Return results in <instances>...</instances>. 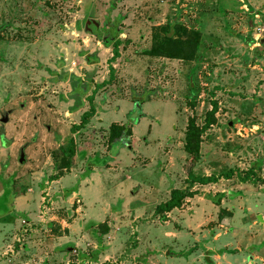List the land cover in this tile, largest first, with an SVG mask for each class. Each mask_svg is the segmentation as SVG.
Listing matches in <instances>:
<instances>
[{
    "label": "rangeland",
    "instance_id": "rangeland-1",
    "mask_svg": "<svg viewBox=\"0 0 264 264\" xmlns=\"http://www.w3.org/2000/svg\"><path fill=\"white\" fill-rule=\"evenodd\" d=\"M173 24L196 58L143 56ZM5 115L0 264H264V0H0ZM189 170L217 182L161 221Z\"/></svg>",
    "mask_w": 264,
    "mask_h": 264
},
{
    "label": "trees",
    "instance_id": "trees-1",
    "mask_svg": "<svg viewBox=\"0 0 264 264\" xmlns=\"http://www.w3.org/2000/svg\"><path fill=\"white\" fill-rule=\"evenodd\" d=\"M154 39L149 50L141 53L145 57L149 58H163L168 60H178L191 62L193 61L198 53V46L200 42V33L191 31L182 26L173 24L164 27H158L154 30ZM158 34H163V38L159 37ZM120 41H114L112 46V57L110 61L118 58V47ZM105 47H108L106 42H103ZM72 84L75 87L81 83L80 79L72 76ZM82 88V87H80ZM83 90V89H82ZM91 101V99H90ZM216 105L213 104L212 110L207 113L204 121V125L200 128L196 127L194 120H189L187 130L184 138V152L191 158V161H196L199 155V136L208 127L215 123ZM94 107L90 105L89 111L85 112L81 117V125H86L87 121L94 115ZM109 140L110 144L115 141H123L125 144L128 143V138L131 135L129 128L118 125H111L109 128ZM69 148L72 146V140L69 141ZM71 154V153H70ZM73 155L68 158L65 166H69V160ZM260 162L254 163V167H259ZM60 175V174H59ZM54 177L53 180L58 179L60 176ZM247 175V174H246ZM217 180L213 177L206 176H195L189 170L185 179V187L182 189H171L169 193V199L158 205L155 209V213L160 216L161 221H165L166 217L164 214L169 213L173 209L181 207L183 201L188 198H192L197 195V192L191 191L193 185L205 186L216 183ZM71 192V191H69Z\"/></svg>",
    "mask_w": 264,
    "mask_h": 264
},
{
    "label": "crops",
    "instance_id": "crops-1",
    "mask_svg": "<svg viewBox=\"0 0 264 264\" xmlns=\"http://www.w3.org/2000/svg\"><path fill=\"white\" fill-rule=\"evenodd\" d=\"M93 176H94V175H92V176L90 177V179H88L87 182H90V183L92 184ZM59 181H61V179H60ZM209 185H210V184H209ZM205 186H206V185H205ZM193 191L197 192V189H196V190H193ZM198 195H199V194L195 195L194 198L197 197ZM194 198H188L187 201L189 202V201H191V200L194 199ZM198 199H200V200L202 201L201 198H198ZM187 201H186V202H187ZM203 223H204L203 221L197 222L196 225H195V227H200V226H202ZM0 224H2V223H0ZM3 224H4V223H3ZM3 224H2V225H3ZM2 225H0V229H1V226H2Z\"/></svg>",
    "mask_w": 264,
    "mask_h": 264
},
{
    "label": "water",
    "instance_id": "water-1",
    "mask_svg": "<svg viewBox=\"0 0 264 264\" xmlns=\"http://www.w3.org/2000/svg\"><path fill=\"white\" fill-rule=\"evenodd\" d=\"M0 122L2 124H6L8 122V117L7 115H5L3 118H1ZM22 160V157H20V161Z\"/></svg>",
    "mask_w": 264,
    "mask_h": 264
}]
</instances>
